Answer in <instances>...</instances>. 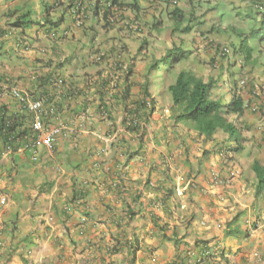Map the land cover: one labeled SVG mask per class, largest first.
Returning <instances> with one entry per match:
<instances>
[{"label": "crops", "instance_id": "0c3cea01", "mask_svg": "<svg viewBox=\"0 0 264 264\" xmlns=\"http://www.w3.org/2000/svg\"><path fill=\"white\" fill-rule=\"evenodd\" d=\"M121 1L0 0V104L19 117L25 111L11 89L41 95L61 130L53 151L38 148L36 160L0 142V264H196L204 246V264H264V191L255 199L250 168L253 160L264 166V60L245 68L261 89L243 98L258 111L233 117L241 142L220 149H233V164L218 156L223 133L205 140L174 122L161 83H151L154 110L140 139L123 128V106L141 98L160 34L149 31L148 43L131 26L140 16L159 21L166 4L142 0V10L138 0ZM254 4L223 6L242 22L233 32L259 19ZM236 59L220 62L235 69ZM211 170L235 178L213 185Z\"/></svg>", "mask_w": 264, "mask_h": 264}, {"label": "trees", "instance_id": "16d2710c", "mask_svg": "<svg viewBox=\"0 0 264 264\" xmlns=\"http://www.w3.org/2000/svg\"><path fill=\"white\" fill-rule=\"evenodd\" d=\"M113 4L122 5L124 3L121 0H110V5ZM254 8L259 14L257 26L249 27L248 29H236L235 41L229 42L231 47L230 53L235 58H241L240 60L244 64L250 63L254 59V53L264 48V4L262 5L258 0H255ZM170 14L175 25H181L184 22L185 15L182 10L174 9ZM192 19L186 18L188 23L181 29L183 33L187 34L191 32L193 26L190 22ZM19 23L20 21L16 20L11 23V26H20L22 22ZM23 23L27 25L32 22L31 20H26ZM175 30L178 29L173 27L172 31ZM189 55L190 50L187 47H184L181 43H173L158 56H151L144 74V83L142 85L143 95L139 100L134 101L129 108L124 104L125 115L122 119V125L126 130L133 132L139 131L140 139L145 134V127L139 130L138 126L131 124L133 121L128 123L129 117L127 118L126 116L133 115L136 118H142L145 123H148L149 116L153 111L152 99L148 87L157 77L160 78L158 72L162 70L163 74H168V82L167 79L162 82L170 95L169 104L174 122L181 123L188 129L194 130L197 134L203 135L205 140H211L218 132L223 133L226 139L224 137L222 141L217 142V147H219L218 151H220L225 141L234 143L241 142L238 134L239 128L231 118H238L244 112L245 106L243 99L236 93L237 91H233L227 103L223 99L213 98L211 90L214 88L215 78L210 77L207 80H203L190 68L182 67V62L189 59L191 56ZM211 62H215L214 58ZM126 95L127 91L122 90V97L124 99ZM32 99L42 100L44 98L38 95ZM147 102L150 103V107L147 105ZM50 111L52 112L50 113ZM48 112L51 115L55 114L52 108L47 109ZM23 119L27 120L25 126L21 123ZM30 119L31 114L26 113V111L24 115L19 117L7 114L6 106L0 104V142L2 149L16 151L23 146L26 140L30 139ZM234 149L237 150L236 146H234ZM250 168L255 176L254 197L255 199L260 198L264 191V166L259 161L253 160ZM218 176L223 178L220 174ZM228 177L230 175L226 178ZM128 246L131 251H134L136 248L133 242H129ZM117 250L116 247H112L109 249V252L113 253ZM210 258L211 254L203 256L202 264L206 263ZM196 264L198 263L196 262Z\"/></svg>", "mask_w": 264, "mask_h": 264}, {"label": "rangeland", "instance_id": "374dc122", "mask_svg": "<svg viewBox=\"0 0 264 264\" xmlns=\"http://www.w3.org/2000/svg\"><path fill=\"white\" fill-rule=\"evenodd\" d=\"M140 6L143 9L146 8L147 4L142 0H138ZM235 3V0H188V1H179V8L183 9L185 17L184 22L181 25H175L172 19H169L166 15L161 18V24L157 28H153V24L158 21L157 16L154 19L147 18L144 19L140 16L143 21L137 22L136 26L144 28L141 32H138L135 25L132 24L131 30L140 37H145L149 31H153L152 34H160V39L154 43V46L157 47V53L161 54L164 49L172 45L171 41L176 44H182L184 47H187L190 50V57L186 61L182 62V67L190 68L195 72L199 77L206 80L207 78H215V85L219 81L228 77L230 81L235 83L239 77L248 73L244 67L249 66H258L259 61L264 60L263 51H256L254 53V59L248 63L237 60L235 64V70L227 71V73L222 70V64L219 62V58L216 55L213 45L225 46L229 51L231 47L229 42H234L236 39L235 32L232 29L235 27H242V22L239 20L232 21L229 14H223V6H227ZM161 4V3H160ZM160 5H158V8ZM172 10L173 7H168ZM232 12V10H230ZM191 14V15H190ZM186 18H193L190 23H193L194 29L190 33H183L182 28L185 24L188 23ZM258 22L255 20L247 21L244 23V27L248 29L249 27L257 26ZM176 27L178 30L172 31V28ZM220 30V31H219ZM208 41V43H207ZM210 41V42H209ZM264 49V48H263ZM213 58H216L217 64L210 63ZM241 68H243L241 70ZM239 70H241L239 72ZM160 78L155 79V87L159 85L162 81L167 79L168 74L162 73V70H159ZM163 83V82H162ZM152 87V86H151ZM216 93V91H215ZM213 93V95H215ZM219 99V98H218ZM222 98H220L221 100ZM225 103L228 102V95L226 94V100H223ZM236 125V124H235Z\"/></svg>", "mask_w": 264, "mask_h": 264}, {"label": "clouds", "instance_id": "9594fccd", "mask_svg": "<svg viewBox=\"0 0 264 264\" xmlns=\"http://www.w3.org/2000/svg\"><path fill=\"white\" fill-rule=\"evenodd\" d=\"M81 1V0H80ZM179 1H181V0H164V3L166 4V11L163 13V17L166 15L169 19H171V12L174 10V9H180L178 6H179ZM56 2V0H53V3H55ZM163 2V1H162ZM79 3V2H78ZM54 5L52 4L51 6H50V8L51 7H53ZM110 6H112V5H110ZM168 7H173V9L171 10H169L168 9ZM48 8V6H47V4H44V8H43V12L44 13H46V9ZM180 10H182V12H184L183 11V9H180ZM185 15V14H184ZM162 17V18H163ZM161 20V19H160ZM158 21L157 22V24H154V26H157L158 25V27L160 26V24H161V21ZM136 24L137 23H134V27L136 28V30L138 31V32H141L143 29L142 28H140L139 26H136ZM192 26H193V23H192ZM194 29V26H193V28H192V30ZM192 30H191V32H192ZM150 36H153V37H156L157 38V35L158 34H149ZM142 41V40H141ZM145 41L146 42H148L149 43V41L146 39V37H145ZM171 43L173 44L174 42H172L171 41ZM151 45H152V47L154 46L152 43H151ZM146 48L147 47V43L145 44V43H142L141 44V46L139 47V50H141V51H143L144 50V53H145V49L144 48ZM168 48V47H167ZM166 48V49H167ZM154 51H155V56H158L159 54L157 53V47L156 46H154L153 48H152ZM213 49L215 50V52H216V55L215 56H217L218 58H219V61H221L222 60V58H225V59H227V60H225V61H227L228 62V59L231 57V56H233L231 53H230V51L225 47V46H219V45H213ZM165 50V49H164ZM139 52V51H138ZM224 53H226V54H224ZM102 59V55L101 54H92V60L93 61H96V62H99L100 60ZM241 58H237L236 59V61H235V64H236V62H237V60H239V61H241L240 60ZM214 60L216 61V58H214ZM150 61V60H149ZM211 63H213L214 64V66H216V64H217V62H211ZM220 64H223L222 62H219ZM222 70H224L226 73H227V71H232V70H235V69H232V68H230V67H226V68H224V66L222 65ZM246 67H244V69H245ZM243 68H241V70H242ZM241 70H239V72L241 71ZM245 70H247L248 71V69H245ZM127 79V78H126ZM203 79V78H202ZM208 79V78H207ZM206 79V80H207ZM204 80V79H203ZM240 80H245V84L243 85V86H241L240 84H239V82H240ZM152 84L153 83H155V80L154 81H152L151 82ZM152 84H150L149 85V87H148V89H149V92H150V89H151V85ZM161 84H164V83H162L161 82ZM220 85V86H219ZM230 87V89H231V95H232V93H233V91H237L236 93L238 94V95H240L241 96V98L243 99V102H244V106H245V108H244V111H245V109H247V110H249L250 112H252V113H255V112H257L258 111V108H257V106H256V104L255 103H251V104H249V102H248V99L245 101L244 100V98H243V91H245L246 92V94H249L250 95V93H251V95H252V97H254V96H258L259 94H260V85H259V82H258V80L255 78V77H253V76H251L250 74H249V71H248V73H246V74H244V75H242L241 77H239L238 78V80L235 82V83H233L232 81H230L229 79H228V77H225L224 76V79L223 80H221V81H219V83H217V85H215V83H214V88L211 90V95H212V97L213 98H222L223 100H226V97H224V96H219V88H221L222 90H224V93L225 94H227L226 93V89H228ZM163 89L168 93V91L166 90V88H165V86L163 87ZM13 90H15V91H17L18 93H19V97H16L14 94H13ZM123 90H126L127 91V95H126V98L128 97V93H129V91H128V85H126L125 87H124V89ZM215 91H216V93H215ZM213 93H215V95H213ZM11 95L17 100V102L19 103V105L21 106V108L24 110V111H26V113L28 112L27 111V109L25 108V104H24V100H21L20 98H26V99H29V100H33L32 98H30L25 92H23V91H20V90H18V89H11ZM143 95V94H142ZM168 95H169V93H168ZM231 95L228 97V100L230 99V97H231ZM150 97H151V99H152V106H153V96L151 95V93H150ZM169 97H170V95H169ZM125 98V99H126ZM139 100V99H138ZM42 102H43V104H44V108H45V110L47 111V109L49 110L51 107L50 106H48L47 104H45V102L43 101V100H41ZM148 104V106H149V102H147ZM124 104H126L127 105V107L129 108V106H132V103H127V102H124ZM151 106V105H150ZM149 106V107H150ZM123 110H124V106H123ZM153 110H154V106H153ZM52 111H50V113H51ZM29 113V112H28ZM49 112L47 113V115L45 116V118H44V122H46V123H51V124H53V125H56V124H54V121L56 120V118L54 117V115H51ZM29 114H31V113H29ZM124 115H125V113H124ZM124 117V116H123ZM127 118L129 117V119H128V123H131L132 121V123L131 124H133V125H136V126H138V128H139V130H141L143 127H145V129H146V127H147V125H148V123H145L143 120H142V118H136L135 116H133V115H131V116H129V115H127L126 116ZM49 118H52V120L51 121H49ZM233 118V117H232ZM232 118H231V120H232ZM149 121V120H148ZM233 121V120H232ZM31 122H32V114H31V119H30V123H29V128H31ZM127 123V124H128ZM238 128H239V126L238 125H236ZM123 128L125 129V127L123 126ZM31 130V129H30ZM126 130V129H125ZM239 130H240V128H239ZM127 131H130V130H127ZM146 131V130H145ZM133 132V131H132ZM60 133H61V131H60ZM60 133H59V135H60ZM138 133H140L139 131H138ZM58 135V136H59ZM31 136H32V131H31ZM242 139V138H241ZM228 142V141H227ZM229 143V142H228ZM42 147V146H41ZM40 148V147H39ZM45 148V147H44ZM19 149H22V147H20ZM23 151H25V152H27V150H25V149H22ZM47 150V149H46ZM233 149H230L229 151H223V150H220V151H218V156H219V158H222V159H225L226 160V162H229V164H233V163H231L230 161H231V156H230V151H232ZM7 151H11L10 149H7ZM49 151V150H48ZM51 151H53V150H51ZM37 159V158H36ZM35 159V160H36ZM232 166V165H231ZM211 171H214V170H211ZM210 171V172H211ZM210 172H209V182H210ZM215 173H217L216 171H214ZM218 174V173H217ZM230 177L232 178V180H233V178H235V176H234V174L233 173H231L230 174ZM230 177H228V178H230ZM233 182V181H232ZM211 183V182H210ZM212 184V183H211ZM232 184V183H231ZM230 184V185H231ZM223 187V186H222ZM211 254V253H210Z\"/></svg>", "mask_w": 264, "mask_h": 264}, {"label": "built area", "instance_id": "2783aa9c", "mask_svg": "<svg viewBox=\"0 0 264 264\" xmlns=\"http://www.w3.org/2000/svg\"><path fill=\"white\" fill-rule=\"evenodd\" d=\"M260 4H264V0H258ZM239 84L243 86L245 80H240ZM16 97H19V93L15 90L12 91ZM24 100L25 108L29 113L32 114L31 131L32 136L30 139L26 140L22 146V149L27 150L30 153L32 160L37 158V150L39 147H45L47 150L51 151L56 145V139L60 133L59 124L53 125L51 123L44 122V118L47 115V111L44 108V104L41 100H29L26 98H20ZM52 118H49L51 121ZM210 182L213 185H220L223 187L229 186L232 183V178H222L219 177L214 171L210 172ZM1 203H4L5 198L0 199ZM1 244V241H0ZM210 248L204 246L201 249L200 255L197 257V263H202V257L210 254Z\"/></svg>", "mask_w": 264, "mask_h": 264}]
</instances>
